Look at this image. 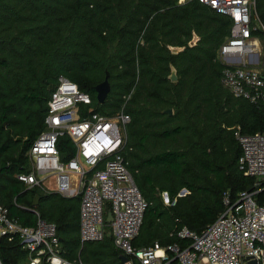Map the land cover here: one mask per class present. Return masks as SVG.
Instances as JSON below:
<instances>
[{
    "label": "trees",
    "instance_id": "16d2710c",
    "mask_svg": "<svg viewBox=\"0 0 264 264\" xmlns=\"http://www.w3.org/2000/svg\"><path fill=\"white\" fill-rule=\"evenodd\" d=\"M255 12L252 34L264 40V0H255ZM232 28L230 17L199 0H0V204L24 225L35 224L33 208L54 222L71 261L123 264L111 223L103 240L81 243L79 195L29 189L16 178L31 169L29 152L63 76L91 96L94 110L131 117L123 154L148 203L133 245L180 242L182 226L205 230L224 212L226 192L234 199L255 183L239 167L235 129L264 131V105L234 96L223 82L220 48ZM107 73L111 91L99 103L95 88ZM58 146L70 158L66 134ZM27 262L20 236L0 237V264Z\"/></svg>",
    "mask_w": 264,
    "mask_h": 264
},
{
    "label": "built area",
    "instance_id": "2783aa9c",
    "mask_svg": "<svg viewBox=\"0 0 264 264\" xmlns=\"http://www.w3.org/2000/svg\"><path fill=\"white\" fill-rule=\"evenodd\" d=\"M199 1L233 21L231 36L220 48L223 59L235 60L226 64L224 85L234 96L264 105V73L247 67L246 61L237 63L257 49L252 34L255 0ZM130 121V115L123 112L111 118L94 110L91 96L61 76L48 102L46 129L29 152L31 169L17 173L16 178L48 192L46 181L52 178L53 191L64 197L79 195L82 244L103 240L111 211L115 246L129 258L123 264H264V131L235 129L242 149L239 167L245 176L255 178L251 189L239 191L234 199L226 192L224 212L202 232L182 226L177 231L180 242L137 248L133 239L140 233L148 203L123 154ZM63 134L72 147L67 160L62 159L58 146ZM182 191L179 196L188 193ZM163 199L171 204L167 193ZM31 211L36 222L24 225L0 204V237L20 236L28 250V264L43 260L84 264L65 258L57 225L34 208Z\"/></svg>",
    "mask_w": 264,
    "mask_h": 264
},
{
    "label": "water",
    "instance_id": "95a60500",
    "mask_svg": "<svg viewBox=\"0 0 264 264\" xmlns=\"http://www.w3.org/2000/svg\"><path fill=\"white\" fill-rule=\"evenodd\" d=\"M198 40H199V36L197 34H194L193 39L190 41L189 45L192 47L195 46L196 43L198 42ZM169 49L173 53H179V52L183 51L185 49V47L169 46ZM171 69L172 70H171V74L169 75V79L172 81H175V80H177V71H176L175 67H173V66ZM95 90L97 93V95H96L97 101L99 103H104L106 98L108 97L110 91H111V84L109 81V73H107L105 80L96 86ZM164 112L172 114L171 109L165 110ZM184 192H185V190L182 191V193H184ZM38 201H39V196H36L34 199V202H33V206H36L38 204ZM107 222L108 223L113 222V214L111 211H109L107 213ZM120 258H121L122 262H127L129 260V258L127 256H125L124 254H121Z\"/></svg>",
    "mask_w": 264,
    "mask_h": 264
},
{
    "label": "rangeland",
    "instance_id": "374dc122",
    "mask_svg": "<svg viewBox=\"0 0 264 264\" xmlns=\"http://www.w3.org/2000/svg\"><path fill=\"white\" fill-rule=\"evenodd\" d=\"M187 1H189V0H179V4L185 3ZM256 40L257 39L255 38V41ZM258 42H259V44L257 43L258 44L257 49H255L253 52L247 54L244 58H240L239 62H237V61L236 62L241 65V63L243 61H246L247 67L254 68L256 70H259L261 73H264V40L259 38ZM257 57L260 59V62H258ZM222 60L224 61L225 64H230V63H233V61H235L233 59H227V58L226 59L222 58ZM50 179H52V178H50ZM50 179L47 180V184L50 186L49 191H52V189H53V182L52 181L53 180H50ZM163 200H164L165 204H167V205L169 204V203H167V201L165 199H163ZM26 264H28V263H26Z\"/></svg>",
    "mask_w": 264,
    "mask_h": 264
},
{
    "label": "crops",
    "instance_id": "0c3cea01",
    "mask_svg": "<svg viewBox=\"0 0 264 264\" xmlns=\"http://www.w3.org/2000/svg\"><path fill=\"white\" fill-rule=\"evenodd\" d=\"M254 38L257 39L255 42H257V43L259 44V42H258L259 37H256V36H255ZM258 44H257V45H258ZM50 180H53L52 182H53V187H54V179H50ZM46 185H47V187H50V186L47 184V181H46ZM26 187L29 188V189L32 188V187H28L27 185H26ZM33 187H37V186H33ZM52 191H53V190H52ZM50 192H51V191H50ZM34 207H35V206H34ZM28 209H29V208H28ZM30 210H31V209H30ZM79 217H80V211H79ZM79 221H80V219H79Z\"/></svg>",
    "mask_w": 264,
    "mask_h": 264
}]
</instances>
